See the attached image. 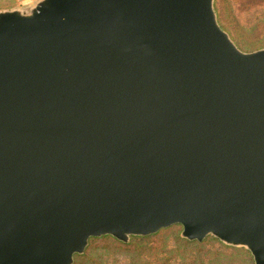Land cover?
Wrapping results in <instances>:
<instances>
[{"label":"water","instance_id":"1","mask_svg":"<svg viewBox=\"0 0 264 264\" xmlns=\"http://www.w3.org/2000/svg\"><path fill=\"white\" fill-rule=\"evenodd\" d=\"M174 224L264 264V48L214 0L0 10V264Z\"/></svg>","mask_w":264,"mask_h":264},{"label":"rangeland","instance_id":"2","mask_svg":"<svg viewBox=\"0 0 264 264\" xmlns=\"http://www.w3.org/2000/svg\"><path fill=\"white\" fill-rule=\"evenodd\" d=\"M31 3L0 0V10ZM214 8L219 24L241 50L264 48V0H214ZM182 230L181 224H174L149 239L133 235L127 242L112 235L92 237L73 264H255L246 247L228 245L212 234L202 241L189 240Z\"/></svg>","mask_w":264,"mask_h":264},{"label":"trees","instance_id":"3","mask_svg":"<svg viewBox=\"0 0 264 264\" xmlns=\"http://www.w3.org/2000/svg\"><path fill=\"white\" fill-rule=\"evenodd\" d=\"M155 234H152V235H149V236H142V237H140V239L141 240H145V239H149V238H151V237H153ZM119 242V241H118ZM191 241H189V240H186V243H190ZM121 245H125V246H129V244H124V243H122V242H119Z\"/></svg>","mask_w":264,"mask_h":264},{"label":"built area","instance_id":"4","mask_svg":"<svg viewBox=\"0 0 264 264\" xmlns=\"http://www.w3.org/2000/svg\"><path fill=\"white\" fill-rule=\"evenodd\" d=\"M20 1H22V2H24V1H31V2H33L34 0H20Z\"/></svg>","mask_w":264,"mask_h":264}]
</instances>
